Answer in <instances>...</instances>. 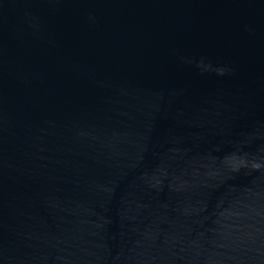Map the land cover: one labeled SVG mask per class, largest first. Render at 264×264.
<instances>
[{"label":"water","instance_id":"obj_1","mask_svg":"<svg viewBox=\"0 0 264 264\" xmlns=\"http://www.w3.org/2000/svg\"><path fill=\"white\" fill-rule=\"evenodd\" d=\"M0 264H264V0H0Z\"/></svg>","mask_w":264,"mask_h":264}]
</instances>
